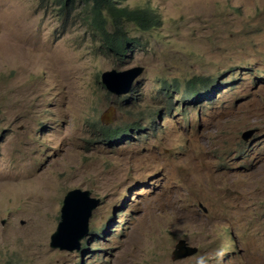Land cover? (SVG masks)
I'll return each mask as SVG.
<instances>
[{"label":"rangeland","instance_id":"1","mask_svg":"<svg viewBox=\"0 0 264 264\" xmlns=\"http://www.w3.org/2000/svg\"><path fill=\"white\" fill-rule=\"evenodd\" d=\"M146 3L123 57L82 0H0V264H264V0L120 5ZM136 66L127 101L100 82ZM194 77L217 84L193 100ZM76 189L99 199L83 253L49 245Z\"/></svg>","mask_w":264,"mask_h":264},{"label":"trees","instance_id":"2","mask_svg":"<svg viewBox=\"0 0 264 264\" xmlns=\"http://www.w3.org/2000/svg\"><path fill=\"white\" fill-rule=\"evenodd\" d=\"M74 1L75 0H58L61 5L60 10L70 11L66 7H71ZM82 1H84L85 4L90 5L89 8L93 15L92 26L96 28L104 47L112 53L123 55V57L128 50V47L134 44V39L124 34L122 22H131L139 28L148 29L156 23L158 17L157 13L153 10V6L149 3H146L144 6L129 7L127 4L120 5L123 0ZM102 11L107 15H103ZM107 23L110 25L109 28H107ZM196 79L198 80L196 81L194 77L185 83L187 85L185 95H189L187 97L193 100L197 99L200 95L203 96V92H207L200 91L198 88H212L217 84L215 78L211 77L205 79L197 77ZM158 112H154V114H158ZM147 120L153 125V117H147ZM131 126L137 127L138 124L133 123ZM129 131L130 130L118 129L117 131L109 132L108 135H113V138H116L120 134L121 136H124L126 132ZM100 231H102V229H100ZM87 249H89L87 244L81 242L80 252L83 253Z\"/></svg>","mask_w":264,"mask_h":264},{"label":"water","instance_id":"3","mask_svg":"<svg viewBox=\"0 0 264 264\" xmlns=\"http://www.w3.org/2000/svg\"><path fill=\"white\" fill-rule=\"evenodd\" d=\"M143 67L116 71L106 70L101 73V81L109 92L122 94L129 91L133 80L141 74ZM101 121L103 117H101ZM89 191L81 189L69 190L64 195L60 208V220L56 230L50 235L49 245L61 250H78L80 242L88 230V221L93 207L98 199L89 198ZM203 210L205 208L199 205ZM68 235L69 237H66ZM195 247H185V242L180 240L172 251L173 259H181L193 254Z\"/></svg>","mask_w":264,"mask_h":264},{"label":"clouds","instance_id":"4","mask_svg":"<svg viewBox=\"0 0 264 264\" xmlns=\"http://www.w3.org/2000/svg\"><path fill=\"white\" fill-rule=\"evenodd\" d=\"M129 69V68H128ZM109 70H111V69H109ZM116 70V69H115ZM106 71V70H105ZM116 71H119V70H116ZM120 71H122V70H120ZM104 72V71H103ZM102 73V72H101ZM101 73H100V76H101ZM142 73V72H141ZM140 75V74H139ZM138 75V76H139ZM137 76V77H138ZM136 77V78H137ZM135 78V79H136ZM134 79V80H135ZM134 80H133V82H134ZM100 82L102 83V85L104 86V84H103V82L101 81V77H100ZM133 82H132V84H133ZM132 84H131V87H130V89H129V91L128 92H126V93H122V94H119V95H117V94H114V93H112V92H110L111 94H113V95H115V96H121L122 98L123 97H125V96H128V98H126V99H124L125 101H127V100H129L130 99V96H129V92H130V90H131V88H132ZM104 88L106 89V87L104 86ZM107 90V89H106ZM108 91V90H107ZM109 92V91H108ZM124 95V96H123ZM112 110H113V108H109V110L108 111H105V112H103L100 116L101 117H105L106 115H112ZM167 113H170V110H167ZM158 114H161V112L159 113L158 112ZM101 128H103V127H101ZM112 131H117V130H115V129H111V130H109V131H106L105 133H104V135H106V136H111V135H108L109 134V132H112ZM118 135V134H117ZM121 135V134H120ZM120 135H118V137H116V138H120ZM111 138H113V135L111 136ZM113 139H115V138H113ZM244 139H248V138H244ZM110 141V140H109ZM82 190V189H81ZM82 191H89V190H82ZM90 192V191H89ZM96 199H98V198H96ZM98 202H99V199H98ZM98 204V203H97ZM125 215V214H124ZM91 216V215H90ZM90 218V217H89ZM110 216L108 217V220L110 221ZM114 218H115V216H114ZM80 246H81V242H80ZM80 248V247H79Z\"/></svg>","mask_w":264,"mask_h":264}]
</instances>
